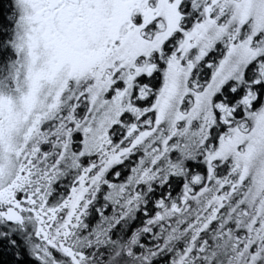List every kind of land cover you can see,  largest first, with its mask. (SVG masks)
I'll use <instances>...</instances> for the list:
<instances>
[{
	"label": "snow or ice",
	"instance_id": "obj_1",
	"mask_svg": "<svg viewBox=\"0 0 264 264\" xmlns=\"http://www.w3.org/2000/svg\"><path fill=\"white\" fill-rule=\"evenodd\" d=\"M0 264H264V0H0Z\"/></svg>",
	"mask_w": 264,
	"mask_h": 264
},
{
	"label": "trees",
	"instance_id": "obj_2",
	"mask_svg": "<svg viewBox=\"0 0 264 264\" xmlns=\"http://www.w3.org/2000/svg\"><path fill=\"white\" fill-rule=\"evenodd\" d=\"M5 2H6V0H5Z\"/></svg>",
	"mask_w": 264,
	"mask_h": 264
}]
</instances>
